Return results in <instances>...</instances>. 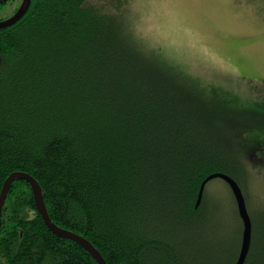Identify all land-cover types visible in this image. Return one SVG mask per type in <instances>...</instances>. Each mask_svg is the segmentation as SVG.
<instances>
[{
	"label": "trees",
	"instance_id": "trees-1",
	"mask_svg": "<svg viewBox=\"0 0 264 264\" xmlns=\"http://www.w3.org/2000/svg\"><path fill=\"white\" fill-rule=\"evenodd\" d=\"M21 1L0 0V12ZM131 3L32 0L0 29V193L11 173H29L52 221L107 264H235L243 221L228 183L210 180L196 206L204 179L224 172L252 219L244 264H264V200L253 209L242 179L249 159L264 162V100L242 105L146 49ZM0 264L100 263L52 231L31 184L16 178L1 213Z\"/></svg>",
	"mask_w": 264,
	"mask_h": 264
},
{
	"label": "rangeland",
	"instance_id": "rangeland-1",
	"mask_svg": "<svg viewBox=\"0 0 264 264\" xmlns=\"http://www.w3.org/2000/svg\"><path fill=\"white\" fill-rule=\"evenodd\" d=\"M13 9L2 8L0 18L13 15ZM130 13L145 48L181 66L195 81L218 85L219 93L235 95L242 105L264 100V0H132ZM249 161L250 174L242 179L257 210L264 200V162ZM216 180L213 187L223 184ZM215 191L221 194L217 186Z\"/></svg>",
	"mask_w": 264,
	"mask_h": 264
},
{
	"label": "water",
	"instance_id": "water-1",
	"mask_svg": "<svg viewBox=\"0 0 264 264\" xmlns=\"http://www.w3.org/2000/svg\"><path fill=\"white\" fill-rule=\"evenodd\" d=\"M31 1L32 0H22L20 6L18 7V9L15 11L13 15H11L10 17L6 19L0 20V29L8 27L16 23L19 19H21L22 16L29 9ZM16 178H25L31 184L37 209L41 213L43 219L48 224V226L52 229V231H54L59 236L66 237V238L79 242L82 246H84L91 253V255L100 264H107L101 252L95 247V245L91 241H89L87 238H85L84 236L78 233H75L69 229L60 227L59 225H57L56 223L52 221L49 215L45 200H44L42 186L37 181V179H35L29 173L16 171V172L11 173L7 177V179L4 181V184H3V187L0 193V226H1L2 208L4 205L5 199L7 197V194L9 192L10 186ZM214 178L224 179L230 186L235 196L238 211L243 221L241 248H240L239 256L235 264H244L245 259L248 255L249 249L251 247V242H252V219H251L250 212L248 210V205H247L245 194L239 182L234 177L224 172H214V173L209 174L201 184L196 206H199V204L201 203L206 184Z\"/></svg>",
	"mask_w": 264,
	"mask_h": 264
},
{
	"label": "snow or ice",
	"instance_id": "snow-or-ice-1",
	"mask_svg": "<svg viewBox=\"0 0 264 264\" xmlns=\"http://www.w3.org/2000/svg\"><path fill=\"white\" fill-rule=\"evenodd\" d=\"M189 2H193V3H195V2H198V0H189ZM3 45L2 44H0V47H2Z\"/></svg>",
	"mask_w": 264,
	"mask_h": 264
}]
</instances>
